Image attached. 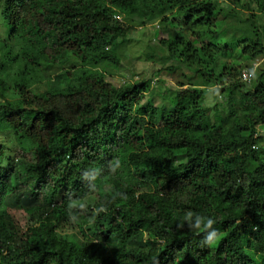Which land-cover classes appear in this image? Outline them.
<instances>
[{"label":"trees","instance_id":"obj_1","mask_svg":"<svg viewBox=\"0 0 264 264\" xmlns=\"http://www.w3.org/2000/svg\"><path fill=\"white\" fill-rule=\"evenodd\" d=\"M232 2L0 0V132L26 155L3 169L0 146V264H264V65L215 74L223 43L264 58V0ZM118 15L188 31L157 34L178 76L160 103L152 78L108 79Z\"/></svg>","mask_w":264,"mask_h":264},{"label":"rangeland","instance_id":"obj_2","mask_svg":"<svg viewBox=\"0 0 264 264\" xmlns=\"http://www.w3.org/2000/svg\"><path fill=\"white\" fill-rule=\"evenodd\" d=\"M223 5L233 4L237 7L236 3L232 2V0H221ZM231 2V3H230ZM255 8V6H253ZM239 8L237 11L239 12ZM245 14H249V11ZM242 13L243 16H246ZM128 23H132L134 29L131 31L130 39L127 41L128 49L125 55L122 58V62L118 67H110L109 71L115 73L114 76L109 75L108 79L114 82L116 85H122L124 82L129 80L134 81L137 80V77L142 78H152L154 88L159 91V93L155 94V102H161V93L165 92L168 87H175L176 78L172 79L170 77V71L167 69L170 60L167 56V52L165 49L159 44V37H168L173 36L175 34H185L188 33L187 29H179V24L177 21L172 24V28L170 32H164L162 30V24L160 21L154 23H143L140 18H128L121 16ZM171 19H175V17H171ZM2 20L0 18V34L3 33L2 29ZM180 25V24H179ZM159 34V37L157 36ZM194 37H192L193 39ZM264 65V58L262 56L259 57H251L246 56L243 53V45L238 42L235 44H229L228 47H225L224 43L222 45V50L220 52V56L218 59V65L215 67V74L219 79V82H223V80H227L226 77L222 75L224 72V68H228V70L236 67L243 66V69L249 71L250 73H254L256 70ZM68 68L62 65H54V66H46L44 68V75L46 80L51 81V86L56 88H64L67 86L69 80L66 79V72ZM71 69V68H70ZM74 71L81 73L82 68L77 67ZM232 72V71H229ZM137 76V77H136ZM160 79H166V83H161ZM250 82V81H249ZM219 86V85H218ZM218 86L211 85L206 88V102L209 105H213L216 102V96H218L215 91L218 89ZM193 96L190 97L192 99ZM219 101H223V98L219 97ZM223 112L225 110V106H220ZM212 115L216 118V113L212 111ZM259 134L263 135L264 139V129L261 127L258 129ZM0 146L4 150V154L1 157V166L3 169H10L12 163L18 162V159H22V157L26 156L25 153L20 151V148L17 146L14 134L12 131H2L0 132ZM29 158H32L31 155H28ZM13 213L16 215L18 222L23 226L24 230L30 225L31 220L28 214L22 209H14Z\"/></svg>","mask_w":264,"mask_h":264},{"label":"built area","instance_id":"obj_3","mask_svg":"<svg viewBox=\"0 0 264 264\" xmlns=\"http://www.w3.org/2000/svg\"><path fill=\"white\" fill-rule=\"evenodd\" d=\"M117 17H119L121 20L123 19L121 16H117ZM252 72L250 73L249 71H246V70H244L243 71V78L245 79V80H250L251 79V77H252Z\"/></svg>","mask_w":264,"mask_h":264},{"label":"clouds","instance_id":"obj_4","mask_svg":"<svg viewBox=\"0 0 264 264\" xmlns=\"http://www.w3.org/2000/svg\"><path fill=\"white\" fill-rule=\"evenodd\" d=\"M119 16H121V15H119ZM251 80V79H250Z\"/></svg>","mask_w":264,"mask_h":264}]
</instances>
